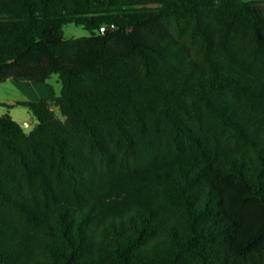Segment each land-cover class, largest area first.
<instances>
[{
  "label": "trees",
  "instance_id": "obj_1",
  "mask_svg": "<svg viewBox=\"0 0 264 264\" xmlns=\"http://www.w3.org/2000/svg\"><path fill=\"white\" fill-rule=\"evenodd\" d=\"M262 5L0 0V264H264Z\"/></svg>",
  "mask_w": 264,
  "mask_h": 264
},
{
  "label": "rangeland",
  "instance_id": "obj_2",
  "mask_svg": "<svg viewBox=\"0 0 264 264\" xmlns=\"http://www.w3.org/2000/svg\"><path fill=\"white\" fill-rule=\"evenodd\" d=\"M262 7L264 8V5H262ZM64 34L68 39L89 35L83 27L73 25L66 27L64 29ZM36 84L38 83L16 82L13 80L0 83V117L10 112L11 115L16 116L21 122L24 120L29 122L31 125L29 128H25V132L31 131L37 124V120L27 107L16 104L18 102L29 101L32 97L37 99L41 97L42 94L45 95V97L52 93L59 96L62 90V83L59 75H52L41 89L36 88ZM54 99L50 100L51 109L60 120H64L58 108L55 106ZM12 105H14V107H11Z\"/></svg>",
  "mask_w": 264,
  "mask_h": 264
},
{
  "label": "crops",
  "instance_id": "obj_3",
  "mask_svg": "<svg viewBox=\"0 0 264 264\" xmlns=\"http://www.w3.org/2000/svg\"><path fill=\"white\" fill-rule=\"evenodd\" d=\"M46 82H43V83H38V84H36L35 85V87L36 88H38V89H41L42 87H44V84H45ZM55 97H57L56 95H54V93H52V94H48L46 97H45V95H41V97H39V98H34V97H32L31 99H29V101H23V102H37V101H41V100H43V99H46V100H48V101H50L51 99H54ZM19 103V102H18ZM17 103V104H18ZM11 107H14V105H12ZM8 115H11V113L10 112H8L7 113ZM11 117L22 127L23 126V122H26L25 120L24 121H20L19 119H17V117L16 116H14V115H11ZM35 117V116H34ZM37 125V124H36ZM24 130H25V128H23Z\"/></svg>",
  "mask_w": 264,
  "mask_h": 264
},
{
  "label": "built area",
  "instance_id": "obj_4",
  "mask_svg": "<svg viewBox=\"0 0 264 264\" xmlns=\"http://www.w3.org/2000/svg\"><path fill=\"white\" fill-rule=\"evenodd\" d=\"M30 123L29 122H23V126L22 128H29L30 127Z\"/></svg>",
  "mask_w": 264,
  "mask_h": 264
},
{
  "label": "water",
  "instance_id": "obj_5",
  "mask_svg": "<svg viewBox=\"0 0 264 264\" xmlns=\"http://www.w3.org/2000/svg\"><path fill=\"white\" fill-rule=\"evenodd\" d=\"M112 29V27L110 26V27H105V28H103V32L104 33H107L108 31H110Z\"/></svg>",
  "mask_w": 264,
  "mask_h": 264
}]
</instances>
